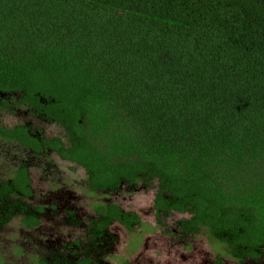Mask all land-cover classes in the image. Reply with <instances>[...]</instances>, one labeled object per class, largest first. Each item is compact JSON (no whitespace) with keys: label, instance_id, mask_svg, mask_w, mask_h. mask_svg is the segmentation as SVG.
Masks as SVG:
<instances>
[{"label":"trees","instance_id":"1","mask_svg":"<svg viewBox=\"0 0 264 264\" xmlns=\"http://www.w3.org/2000/svg\"><path fill=\"white\" fill-rule=\"evenodd\" d=\"M14 91L70 132V148L46 147L84 168L92 191L157 180V226L188 214L183 237L206 229L233 260L262 259L264 0H0V92ZM23 130L0 135L39 153ZM28 184L21 167L0 186V227L17 214L38 225ZM95 213L91 238L143 226L116 203ZM75 258L37 264H90Z\"/></svg>","mask_w":264,"mask_h":264},{"label":"rangeland","instance_id":"2","mask_svg":"<svg viewBox=\"0 0 264 264\" xmlns=\"http://www.w3.org/2000/svg\"><path fill=\"white\" fill-rule=\"evenodd\" d=\"M31 122L47 137H60L67 141V131L62 123L34 117L25 106L12 102L11 107L0 111V125L11 127ZM30 160V176L34 198L33 205L54 206L35 229L21 223V216L14 217L0 227V264H37L51 252H61L65 243L84 237L86 218L95 216L96 203H116L126 211L138 214L143 226L136 232L113 224L110 232L116 236L106 262L116 264L124 260L130 264H215L221 257L222 264H256L248 260L238 263L226 254V247L214 240L206 229L199 234L183 237L177 223L189 218L188 214L173 212L163 217L157 226L153 208L158 181L139 182L135 187L123 183L117 191H91L86 171L63 161L55 154L39 157L25 154L16 145L0 140V177L9 178L13 159ZM72 208L82 221L81 226L66 223V209ZM259 264H264V253Z\"/></svg>","mask_w":264,"mask_h":264},{"label":"flooded vegetation","instance_id":"3","mask_svg":"<svg viewBox=\"0 0 264 264\" xmlns=\"http://www.w3.org/2000/svg\"><path fill=\"white\" fill-rule=\"evenodd\" d=\"M22 95H23L22 91L5 92V93L4 92H0V111H4V110L10 108L12 102H14V103H17L18 106H25V107L28 108V110L33 111L34 117L41 118V119L46 120V121H55V120L48 119L43 112H39L38 113L37 110L35 108H32L28 103L22 102L21 101ZM38 102H40V104L42 106L46 105V100L43 99V98H40ZM55 122H58V121H55ZM58 123H61V122H58ZM18 126H24L25 130H23L21 132L24 135H26L29 139L32 137L33 138V139H31L32 142H34L39 147H42L39 153H36L34 150L30 149L28 146L22 144L21 142H18L16 140H14L12 138L0 135V140L5 141V142H10L13 145H16L19 148V150H21V152H23L25 154H29V155H33L35 157H39V156H41L43 154L50 153V154H55L56 156H58L63 161H69V160L63 159L60 155H58L57 152H55L52 149H49V148L46 147L47 140L60 138V137H47V136H45L43 131L39 127H37L34 124H32L31 122L15 124V125H13L11 127H6V126H3V125H0V129L9 130V129H14V128L18 127ZM60 139H61V144L63 146V149H68V148L71 147V144H70V132L67 131V141L66 142L62 138H60ZM15 160L16 159H13L14 162H12L11 174H10L9 178L0 177V186L3 183H5V182L10 183L12 181V178L15 176L16 172H18L21 167L24 168V170L26 171L27 178L29 180L28 187H29V189L32 190L33 195H32V197L30 199H27V197H23L22 200L25 203H28V204L32 205L33 207H38V206L42 207V209L44 210V213L41 214L40 217H39L38 225H36L35 227L28 228V227H26V226H24L22 224L24 227H26L28 229H35L41 224L42 218H44V217H46L48 215L49 210H52V212H53L55 210V207L54 206L46 207V206H43V205H33V204L29 203V201L34 198V190H33V187H32V178L30 176V165H31V163H30V160L27 157L26 158H22V159H18L17 161H15ZM69 162H71V161H69ZM71 163H74V162H71ZM75 165H77V164H75ZM79 167H81V166H79ZM88 184H89V180H88ZM89 188H90V184H89ZM90 190L92 191L91 188H90ZM94 191H97V190H94ZM99 191H107V190H99ZM16 198L17 197H15V199ZM109 203L110 202H106L104 204H109ZM96 204H99V203H96ZM96 204H95V206H96ZM95 206H94V213H95ZM71 213L74 214V218H73L74 220H71V218H72L71 215H70ZM66 215H67L66 216V223L67 224L73 225V226H81V227L83 226L82 225V221L77 216V213H76V211L74 209L67 208L66 209ZM16 216H21V220L24 217L23 214H17ZM96 218H98L96 213H95V216L86 218V224L83 226L84 237L83 238H76L71 243H65L63 245V247H62L63 250L60 253H64L66 255L70 251H75L76 252L75 262H79L81 259L87 258V259H90V264H110V263L106 262V257L109 256L110 250L112 249V245L115 243L116 236L114 234H112L109 229H110V227L113 224H117L118 226H120V227H122L124 229H126V228L122 224H120L118 222H113L104 231V239L103 238H101V239L91 238V236L90 237L88 236L87 232L91 229L90 228L91 221L96 219ZM5 225H3V226H5ZM3 226H1V227H3ZM138 230H139V228H138ZM130 233H134V232H130ZM69 245H71V246L73 245V246L71 247V249L69 251L65 250V247L69 246ZM48 254H51V253H48ZM48 254H47V256H48ZM44 258H41V259H44ZM41 259H39V260H41ZM125 261H127V260H124L122 262H118L116 264H123ZM256 264H259V262L256 263Z\"/></svg>","mask_w":264,"mask_h":264}]
</instances>
